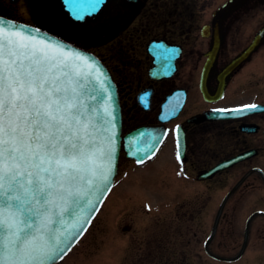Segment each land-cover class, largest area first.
<instances>
[{"label": "flooded vegetation", "instance_id": "af4514ba", "mask_svg": "<svg viewBox=\"0 0 264 264\" xmlns=\"http://www.w3.org/2000/svg\"><path fill=\"white\" fill-rule=\"evenodd\" d=\"M226 1L111 0L107 28H89L91 36L81 35V39L64 35L99 56L111 71L121 98L123 135L141 127L167 130L158 153L140 166L146 167L163 157L168 159L174 169L170 174L176 180V197L156 210L143 205L144 215L153 212L148 214L151 218L163 217L162 221H146L143 231L136 230L130 219L134 212L125 215V224L114 226L115 237L123 232L127 235L117 252L125 264H249L248 257L255 261L258 258L259 244L264 242V225L257 226L260 217L250 223L247 249L239 256L247 220H237L235 213L247 194L258 191L260 186L264 188V42L232 74H221L264 25V19L257 26L252 23V10L264 7V0H249L223 22L217 65L205 78L203 70L215 32L213 15ZM132 9L143 11L146 25L128 29L138 14ZM0 14L14 18L8 9L0 10ZM90 21L81 25H89ZM33 23L47 26L38 16ZM64 27L68 28L62 24L56 28L63 33ZM107 40L109 46L100 50L98 43ZM151 44L153 52L149 50ZM260 67L263 74L255 73L260 72ZM156 68L153 76L151 71ZM140 95L143 104L139 102ZM171 97L175 106L181 107L174 118L162 123V107ZM249 104L257 105L258 110L220 118L207 116L218 109ZM178 138L179 144L184 142L183 151L180 146L177 148ZM178 150L182 155L179 160ZM243 153L250 155L211 176H202L217 164ZM130 164L137 165L123 150L118 178L124 166ZM254 169H261L262 173ZM249 172L221 210L228 192ZM260 202L264 206V195ZM256 210L264 209L252 212ZM261 221L264 223L263 218ZM141 233L145 234L143 239Z\"/></svg>", "mask_w": 264, "mask_h": 264}, {"label": "snow or ice", "instance_id": "6c2138e0", "mask_svg": "<svg viewBox=\"0 0 264 264\" xmlns=\"http://www.w3.org/2000/svg\"><path fill=\"white\" fill-rule=\"evenodd\" d=\"M110 88L82 53L0 18V264H56L86 230L113 172Z\"/></svg>", "mask_w": 264, "mask_h": 264}, {"label": "rangeland", "instance_id": "374dc122", "mask_svg": "<svg viewBox=\"0 0 264 264\" xmlns=\"http://www.w3.org/2000/svg\"><path fill=\"white\" fill-rule=\"evenodd\" d=\"M52 0H47V5L49 8L50 15H56L59 20L66 22L60 11V4L56 0V5H51L49 2ZM38 0H17L16 2H11L10 0H0V10L5 11L9 10L19 20H23L29 23H33L34 19L32 17V12H37ZM108 9V11H107ZM255 13V17L252 22L254 25L260 24L264 19V7L260 6L252 10ZM109 12V7L105 9V14ZM124 12V11H122ZM138 14L127 26L128 29L132 30L134 28H141L143 25H146V19L143 16V11H138ZM205 21V20H204ZM201 21V22H204ZM252 21V20H250ZM67 23V22H66ZM91 30H103L108 27L103 20L97 23L90 24ZM65 35H69L73 38L81 39V35L90 34L88 29H82L79 26H71L65 28ZM104 37L105 34H103ZM102 36V35H101ZM92 38V37H90ZM87 39V38H86ZM101 40V38H100ZM109 46L108 40L104 43H98L100 50H106V47ZM260 72H255L258 74L261 73V67L258 68ZM164 158V157H163ZM160 158L157 162L147 165L146 167L131 166L125 165L121 176L118 178L117 185L112 191L111 195L105 200L103 207L95 219L94 224L92 225L90 231L86 236L79 242L78 245L71 251V253L66 257V259L61 264H125L126 260L122 258L119 253H117L121 246L124 245L125 235L124 232L121 235L116 237L113 234V228L118 224H125L127 219L125 215H128L130 212H134L133 217L130 219L133 221L134 227L136 230H144L142 227L146 224V221L149 220H158L162 221L163 217L156 219L151 218L147 213L144 215L143 205H150L153 210L158 209L159 206L166 203H171L168 199H174V189L177 187L171 172L174 171L173 165L168 164V159L165 160ZM165 160V161H164ZM165 173V174H164ZM264 195V188L260 186V189L253 191L247 194L244 199L240 202V207L235 213V218L241 220L243 223L246 221L248 216L252 213L253 210L260 208L264 209V206L260 202L261 196ZM220 197V195H219ZM150 210V209H149ZM164 213V212H163ZM211 213V212H210ZM203 214H208L207 211H204ZM201 215V220H204V215ZM164 219H170L165 217ZM258 219L257 226L261 227L264 223ZM260 221V222H259ZM162 223V222H161ZM145 236L144 233H141L140 239H143ZM253 246L249 247V250ZM259 254L258 258L255 261L248 257L249 264H264V242L259 244ZM246 261V260H245Z\"/></svg>", "mask_w": 264, "mask_h": 264}, {"label": "water", "instance_id": "95a60500", "mask_svg": "<svg viewBox=\"0 0 264 264\" xmlns=\"http://www.w3.org/2000/svg\"><path fill=\"white\" fill-rule=\"evenodd\" d=\"M62 1H63L64 6H65V10H67L75 20L84 22L87 17L96 18L99 15L103 5L108 0H102L99 11L96 12L95 14L85 16L82 20L76 19L72 9L74 6H77V5H86V0H62ZM247 1L248 0H229L215 12L214 20H213V26L215 29V33L213 35L212 50L209 54V58H208L207 64H206L204 72H203V76L205 78H209V76H211L214 69L216 68L217 52H218L220 44H221V39H220L221 33L217 32V30L221 29L222 22L230 14H232L234 11H236L241 6H243ZM0 18H3V17H0ZM3 19L6 21L14 22L15 24L21 26L22 28H24L25 32H27V33H30L32 35H36V36L43 38L49 42L61 43L66 49H71L73 51H77V52L82 53L85 57L89 58L91 61H94L95 65H97L102 70V72L106 74V79L109 81V83L111 85L110 91H111V95H112V102L107 107H108L109 111H113V114L115 116V128L113 129L114 136H115V156H114V161H113V172H112V175L110 176V182H111L110 188L108 191L105 192L104 197H103L102 201H100L99 206L95 210L94 215L88 221L87 227H86V229H87L88 226L90 225L91 221L93 220V218L97 214L98 210L100 209V207H101L103 201L105 200L107 194L109 193V191L113 185V182L115 180L117 171H118L119 157H120V152H121V148H122L121 147V142H122L121 132H122V127H123V117H122L121 104H120V98H119L117 86H116L108 68L94 54L89 53L87 51H84L78 47H75V46H73V45H71V44L51 35V34L43 32V31H41L37 28H34L32 26L22 24V23H18V22L9 20L7 18H3ZM37 30H39V31H37ZM263 41H264V26L262 27L260 32L257 34V36L255 37V39L251 43V45L249 47H247L245 50H243L239 55H237L225 67V69L221 75L227 76V75L232 74L233 70L235 68H237L245 60H247L250 57V55L257 49V47ZM159 46H160V44L158 45V47ZM157 55L159 56L160 54L157 53ZM161 58L163 59V55ZM157 69L158 68L154 69L155 71L152 72L153 75H156L155 72L157 71ZM104 78L105 77H103V76L101 77V79H104ZM206 96H207V93H206ZM175 114L176 113L168 115L169 116L168 118L175 116ZM208 117H217V116L216 115L215 116L214 115H208ZM162 137H163V133L159 132V130L149 129V128L138 129L135 132H133L130 136H128V138L125 139V141H126L125 142V149L128 152V155L130 157H133V158L141 161V160H144L146 157L152 155V153L158 148L159 144L161 143ZM242 158H244V155H241V156L237 157L236 159L231 160L227 164H222V165L216 167L215 169H213L211 172H209L205 176L211 175L218 170H222V169L228 167V165L230 166L231 164L237 162L238 160H241ZM244 179L245 178H243L241 181H239L235 185V187L229 192V194L225 197L223 204H222V207H221V210L223 209V207H224L225 203L227 202V200L229 199V197L239 188V186L241 185V183L243 182ZM259 214L264 215V212L263 211L255 212L248 219L246 233H245V236H246L245 242H244L243 248H242L239 256H241L244 253V251L247 247L250 222ZM85 231L86 230L83 231V233L80 235L79 239L81 238V236L84 234ZM73 246L71 247V249L73 248ZM69 251H67V253L65 255H63L62 258L58 259L56 261V264H60V262L69 253Z\"/></svg>", "mask_w": 264, "mask_h": 264}, {"label": "trees", "instance_id": "16d2710c", "mask_svg": "<svg viewBox=\"0 0 264 264\" xmlns=\"http://www.w3.org/2000/svg\"><path fill=\"white\" fill-rule=\"evenodd\" d=\"M38 1H39V2H37L38 3L37 4L38 7H36V8L40 9V12H39V14H35L34 13V15L35 16L38 15V17H40L41 20L44 23H47L48 24V22L51 21V20H53V18L50 16V13H49V11L47 9V0H38ZM44 4H45V6H44ZM49 4L51 5V7H53L52 5H54V0L51 1V2H49ZM49 19H51V20H49Z\"/></svg>", "mask_w": 264, "mask_h": 264}, {"label": "bare ground", "instance_id": "6f19581e", "mask_svg": "<svg viewBox=\"0 0 264 264\" xmlns=\"http://www.w3.org/2000/svg\"><path fill=\"white\" fill-rule=\"evenodd\" d=\"M111 195V194H110ZM110 197V196H109Z\"/></svg>", "mask_w": 264, "mask_h": 264}]
</instances>
